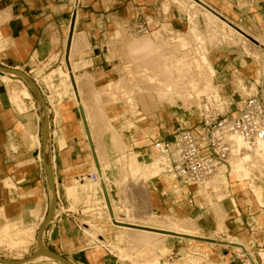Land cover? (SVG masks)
I'll list each match as a JSON object with an SVG mask.
<instances>
[{
  "label": "bare ground",
  "instance_id": "bare-ground-1",
  "mask_svg": "<svg viewBox=\"0 0 264 264\" xmlns=\"http://www.w3.org/2000/svg\"><path fill=\"white\" fill-rule=\"evenodd\" d=\"M171 4H175L179 9L188 12L191 3H187L185 0H169L167 2H163V9L167 11ZM220 12L224 13L221 10ZM189 13L191 16L192 15L196 16V18L190 20V24L192 25V28L189 32L183 33V35L192 41L194 47L188 48L187 50L183 51L181 49V44L179 42H176L175 44L172 45L169 44L165 39V37L163 36L162 32L168 31L171 33H176L175 32L176 30L169 22H163L161 27L155 29L157 31L153 32L152 35L147 34L140 38L133 37L128 43L124 45L125 46L124 49L126 53L131 58V59L129 58L130 61L133 60L132 68H134L133 70H135L134 73H136V77H137L135 83L133 84L130 83L129 80H127L126 78H121L122 81L120 83L121 84L120 87L126 90L125 93L120 90V87L119 88L116 87L114 93L111 96L103 97L99 90L92 89L91 99L92 101H94L93 105L96 106H95V111L94 109L93 111H91L92 113L90 112L91 108L90 110H88L87 108V116L89 119L92 136L96 144L97 154L100 156L99 158L103 163L102 158L106 160L108 157H110V150H112L115 153L116 157H118L121 160H124L127 163L128 170L131 172L132 175H135V178L137 180L144 179V182L145 180L150 181L153 178L162 175V171H163L161 165V159L159 155L155 157L152 156L151 162L148 164H143L142 161H139L138 166L140 168L138 169L136 167L133 168L130 165L129 159L131 160V157L129 156V154L124 153V150L128 151L130 148H128L129 147L128 143L125 142V138H123L122 133H124L128 127H131L130 124L133 121H131L130 118H137L138 116L140 118L142 115H144L141 111L142 101L139 94L144 93L146 100H148L150 104L159 103L161 106L164 107L165 105H167L169 108H179L180 106H183L188 111H190L189 109L193 105H197V107L202 108L201 102L203 100L202 101L200 100L202 96H204L203 99L207 102L206 103L207 105L204 103L203 105L204 107H210V105L214 106L215 105L214 99L217 96H219L220 88L216 84V78L218 72L213 64V58L223 51L224 45H227L229 47L240 45L243 52L245 53V57H249L251 58V60H264V54L261 49V47L264 46V35L252 36L251 34H249L247 29L242 25L236 22H235L236 25H232L223 18H221L220 16L208 10L195 9L193 11H190ZM199 16L202 17L203 21L199 19ZM2 18L3 15L2 13H0V23L2 22L1 21ZM122 31L123 30H120V32ZM125 32H127V30ZM125 32H122V35L125 36L124 34ZM129 34L133 35L131 33ZM73 37L76 40L77 35L76 37L75 35ZM81 37L83 38V36ZM117 38L121 39L119 38V36ZM73 44H75V42H73ZM76 45L77 44H75L74 47ZM109 45H111V43ZM209 46L213 47V51H210ZM64 66L68 67L67 65ZM14 69H20V68H14ZM67 69L69 74V68ZM249 70H251V68H249ZM258 74L260 76L261 71H257V76ZM0 75H1L0 78L5 83H9L11 81L9 75H15V73L13 72V70L11 71L4 70L3 72H0ZM19 78H20V82L23 83L24 87L20 91V94L18 92L19 99L16 98L18 102L16 104H17V108H19V110L23 112L24 111L23 98H31V97L29 96V92L27 90V86L29 84L25 81V79L21 77ZM80 80H82L84 83H89V80L86 77L85 78L81 77ZM233 84L235 88L241 91L245 89L243 79L237 76V74L233 75ZM109 85L112 87V84ZM106 86L107 85H105V87ZM136 88L140 92L138 91L136 92ZM66 89H67L66 91L68 92V88ZM82 90H83L82 87L79 86L80 93H82ZM15 92L17 91L15 90ZM105 97L108 98L106 99ZM10 99L12 100V98ZM81 101H84L83 98L81 99ZM89 101L86 102L84 101L86 106L84 105L83 106L84 107L89 106V103H87ZM119 102H124L126 106L125 111L116 114V122L122 119L120 125L122 131H119L117 124L115 126L112 117L109 116L107 112L108 104L110 103L117 104ZM145 110H147V108ZM56 113L58 117L59 112ZM139 118L137 120H139ZM42 120L46 125L45 136H46V144L48 145V142H50L49 139L50 133L48 131V118L45 112H43ZM83 133H84L83 135L88 138V135L86 134L84 129H83ZM53 134L55 136V139L56 137L59 138V135H61L60 132L58 131L53 132ZM106 135L109 136L108 138L109 143L106 141L105 138ZM30 137L32 140L31 141L32 145L34 147H39L40 140L38 134H33L31 132ZM231 142H232V152L229 158V165L226 168V172L229 173V176H227V174L223 172L220 176L216 178H212L209 181H207L204 185L197 187V191H196L197 192L196 194H199L201 196L202 204L205 205V212L207 213L209 208H211L212 217L215 219V221H218V224L215 223V227H217L218 229H224V227H222L223 220L221 221L223 214V213L221 214L222 212L221 210H223L224 214L225 212H227V209L225 208L226 206L224 205L225 200L228 199L230 203H233L235 205V209H234L232 208V204H231V212L233 215L237 212L241 213L240 207H238L235 197L229 198L231 196L230 194L231 190L241 191L243 195V199H241V201L242 203L244 202L247 206H249V208H252L254 205L257 206L264 205V181L263 184H259L257 182L258 180L264 178V140L260 141L253 147H249L239 137H233ZM49 148L50 146L48 148L46 147V149ZM50 159L51 158L49 157V160ZM55 166L56 163L49 164V171L54 169ZM125 176H126V172H125ZM52 177H53L52 183H54L56 181V177L55 176ZM230 177L233 178L234 181H239L240 183L239 184L235 183L231 185ZM85 180H87V183H92L87 178H85ZM85 180L77 178L75 179V182L73 184L66 185L64 189L65 193L67 194L66 197L75 200L76 195L79 192L78 191L79 187L84 186L83 182H85ZM166 181H167L165 182L166 187H164V190L162 189L163 194L165 195L168 194L167 189H170L176 193L181 192V190L188 191L187 188L184 189L179 188L177 186L172 185L170 181L168 180ZM56 183L55 185H57ZM7 185L9 189L16 188V185L11 181H8ZM152 186L157 188L156 184L153 185L152 183ZM112 189H114L112 191H115L114 186L112 187ZM56 192H57V188L55 190V196H56ZM49 197L50 199H52V197H54V193L52 194L49 193ZM102 197L103 200H100L98 203L92 201L89 205V209L83 210L85 213L90 215L89 217L84 216L85 218L82 220V229H83L82 234L87 235L88 236L87 238L89 237L92 238L91 239L92 241L90 243L91 246L98 242H102L106 247L108 245L111 252L112 253L115 252L116 256L120 260L123 261L130 260L134 264H161V256L168 252L169 247L165 244L164 239H160L159 236H162V238L174 237L179 239H185L188 237H199V236L209 237V235L196 234L197 231H195V234L189 233L190 221L194 220L195 222L196 219L199 218L200 216L196 217V219H191V217L185 215L181 216L182 214L179 215L175 212L172 205L170 207L171 209L170 211L173 212L172 216L164 215L165 217H163L161 214H159V212L152 210L151 214L146 216L147 221H144V220H137L135 217L131 216V214L123 215V217L118 215L117 213L118 211L116 210L117 209L116 206L118 207L117 205L118 203L115 198V192L113 193L107 192L106 194L103 193ZM75 202L76 200L73 203H71L72 207H68L70 211L73 210V206H74L73 204ZM47 207L49 211V208L51 207V203L50 205H47ZM54 207L52 208L53 209L52 217L49 219L48 222V224L50 223L51 225V228L49 230L51 234L54 230L53 220L56 216L60 214V212H62V209H54ZM36 210L37 208L31 209V216L33 217L35 216ZM0 212L1 214L4 213L2 209L0 210ZM224 216L226 217V215ZM105 219H107L106 221L109 222L112 221L114 227H116L115 219L119 220L120 223L117 224L118 226H117V230H115L116 233L114 234V237L111 236V238L109 239L106 238L107 244L105 240L104 241L102 240L101 236L109 235L108 229L105 226L97 224L98 222ZM237 220L240 222L243 221L241 217L238 218ZM46 221H47V215H44L43 217H41V220L38 223L32 225L31 224L28 225L26 224V222L24 224H21V222L17 224L6 223L3 226H0V237L3 238L4 236L7 235L11 237H15V239L17 240L16 243L18 247L21 246L20 248H23V246H25L26 244L27 246L25 247H28L29 243L31 244V242L33 241L36 242L37 233L39 236L42 232L43 234L45 233V230L42 229L41 227L44 225ZM149 222H152V224L154 223L156 226L149 225L148 224ZM197 225L196 226L191 225V226H195L197 228ZM195 227H190L191 232L194 229H196ZM174 228L184 231H188L187 229H189V231L188 233L187 232L183 233L180 232V230L175 231ZM140 229H152L153 231L140 230ZM35 231H37L36 234ZM155 231L160 233H157ZM205 232H213V230H208V231L205 230ZM94 233H98L99 235H96ZM123 243H127L130 246L129 249V246L125 244V246L126 245L128 246L127 251L131 249L135 250V255L131 254L132 252L131 253L126 252L125 248L122 247L124 246ZM36 244L38 246V241ZM40 244L47 247L46 244L44 243V238L41 240ZM38 256L39 258L42 257L43 260H45V262H42L41 264H47V263L62 264L61 262L50 257L49 255L41 254ZM138 258H142V259L137 260ZM22 259H23V255H22ZM133 259H136L135 262L133 261ZM201 261H202V257L196 256L193 260L185 261L182 263L177 262L175 264H200ZM209 264H217V263L210 261Z\"/></svg>",
  "mask_w": 264,
  "mask_h": 264
},
{
  "label": "crops",
  "instance_id": "crops-1",
  "mask_svg": "<svg viewBox=\"0 0 264 264\" xmlns=\"http://www.w3.org/2000/svg\"><path fill=\"white\" fill-rule=\"evenodd\" d=\"M73 1L0 0V13L3 16L8 14V17L0 23V32L2 34L0 37V58L3 62L8 67L25 70L32 66L33 56H36V62H40L50 58L53 53L58 54V58L55 61L57 62L69 56L70 41L74 34L83 32L87 36L89 46L82 48L77 58L85 59L89 62L86 70L93 76L94 83L100 86L116 80V61L111 63L106 52L107 40L109 35L114 33L116 24L114 22L108 23L106 15L114 17L118 15L124 19H132L135 5L144 7L152 14L160 15L159 4L162 0H80L77 7H73ZM210 1L221 9L220 5L213 0ZM58 71L61 75L65 74L63 70ZM65 81L68 80L65 79L63 83ZM5 90L6 86L0 80V210L3 208L5 215L9 219L21 216L19 221L7 222L17 224L27 219V211L32 209V205L36 206L40 203L41 210L45 208V205H48L51 184L45 162V145L47 144L46 136L45 141L43 138L44 122L43 120H37L34 126L40 137L39 140L41 139L42 141V147L41 141L39 147H34L32 143L28 147L22 135L27 132L30 136V129L26 126V123L19 121L11 113L8 108L9 104L5 96ZM43 101L45 109H48V115L47 113L46 115L49 130H52L54 120L50 115L51 111L48 101L44 98ZM37 105L38 109H33L36 115L41 114L38 102ZM79 112L78 107L69 99L66 101V107L62 109L64 118L61 121L60 129H62V132L60 130L61 135H59L58 143L65 149L60 150L57 146V167L55 166L53 169V174L58 182L56 183V188L60 192L65 182L86 174L92 168L94 161L96 165L99 164L97 157L91 152L92 143L82 135L81 123L79 122L81 114ZM107 112L116 126V103L108 104ZM178 120L180 119H176L173 122L171 131L163 132L157 136H169L174 131ZM139 122L135 121L136 124ZM163 124L167 126L165 122ZM163 124H160V126H164ZM136 128L137 126L133 127V132L125 133V139L132 150L136 148V145L132 143L142 136H140L141 130ZM145 135L146 137L148 136L147 133ZM24 138H26L25 135ZM105 138L109 143V136L106 135ZM54 141L58 144L57 140ZM110 155L113 169L109 171V175L115 178L118 175L116 172V155L112 150H110ZM40 158H43V160ZM26 161H29V163L21 165ZM7 178H10L16 185L15 189H9L7 182L10 180L5 181V185L3 184ZM159 180L161 181L158 184H165L162 179ZM169 190L167 189V193H169ZM155 192L157 193V191ZM188 192L193 195V197L191 195L188 197L191 201L172 195L176 198V203L172 205L173 209L177 214H182L183 216L194 215L195 217L200 215L198 223L204 230L208 231L209 226L214 224V218H208V213L198 208L199 203L196 202V199L195 201L193 200L196 195H194L191 188H188ZM30 196L35 199L34 203L33 201L21 203L22 198L27 199ZM100 200H103V197L97 190V192L93 191L90 193L85 203L89 209L92 201L98 203ZM188 204H192V208H189ZM163 207L167 212H170V207ZM153 210L158 212L157 207ZM230 210L231 207H229L228 211ZM1 215L0 212V224L4 222ZM242 216V212L240 216L236 215V213L231 215L227 220V228L231 233L237 234L247 241L249 233L246 222L244 219L241 222L237 220V218H242ZM73 217L54 218L53 234H49L48 238H44L46 246L76 264H98L100 262L102 264H112L106 258L107 256L98 251L97 248L85 247V243L79 235L80 231L74 223L76 217L74 215ZM33 224H36V222ZM3 225L1 224L0 226ZM47 227L50 230L51 225ZM215 258L217 259V256ZM225 264L235 263L227 260Z\"/></svg>",
  "mask_w": 264,
  "mask_h": 264
},
{
  "label": "rangeland",
  "instance_id": "rangeland-1",
  "mask_svg": "<svg viewBox=\"0 0 264 264\" xmlns=\"http://www.w3.org/2000/svg\"><path fill=\"white\" fill-rule=\"evenodd\" d=\"M213 1L216 4L220 5L221 11H223L226 14H229L233 19H235L237 21V23H239L240 25L245 27L247 29V31L249 32V34H251L252 36L264 35V10L263 9H258L257 7L253 6V4L250 3L248 0H213ZM234 7H237L238 9L246 10V12H250L249 18H247L246 21L244 20L242 23H240L239 20L242 18L241 12ZM7 17L8 16H5V17L3 16L1 21L3 22ZM116 21L119 24V28L116 29V33H115L116 35L115 34L109 35V38L107 40L108 46L106 48L108 60L111 61V63L116 61V80L109 81V82H107L103 85H100V86H97L94 83V78H92L93 76L90 75L88 73V71L86 70L89 62L85 59H78L77 58V55L80 52V50L82 49V47L84 48L86 46H89V41L87 39V36L83 32L78 33L79 35L83 36V38L81 36H79L77 33H75L74 35H75V37L77 35L78 39L76 37V40H75V38L72 37V39L70 41V45H72L73 42H75V44H77V45L75 47H74L75 44L72 45L68 57H64L63 59H60L57 62H55L56 59L58 58V54L53 53L51 55V57L46 59L45 61L36 62V56H33L32 57V61H33L32 66L23 70L25 73H27L33 79L34 83L37 86L40 84L42 86V88L44 89L45 95L42 94V97L48 101L49 108L51 111L50 115H51V118L54 120L52 130H49V123H48V131L50 133V138H49L50 141H51L52 137L54 136L53 132H55V131L60 132V130L62 132V129H60L61 121L64 118L62 115V109L66 107V101L69 99L70 101L74 102V104L78 107V109L80 111L79 113L81 114V116L79 119L81 121L79 120V122L80 123L82 122L81 123L82 135L84 134L83 133V129H84L86 134L88 135V138L85 137L84 135H83V137L87 138L89 140V142L92 143L91 152H93L98 159L99 164L96 165V163L94 161L92 168L93 169H97V168L100 169V175H102L101 179L102 178H104V179H102L100 183H97L95 185H92L91 183H87V180L84 179L85 180V182H83L84 186L79 187V190H78L79 192L77 191L78 193H77L76 199H75L76 202L73 204L74 205L73 210H72L73 213H71V215H74L78 221H82L85 218L84 216L89 217L90 214H87L83 211L85 209H88L85 201L87 200V197L90 195V193H92L93 191L97 192V190L101 194H103V193L106 194L107 192H109V193L115 192V198H116V195H119L121 197V203L120 204L116 200L118 203L117 204L118 207L116 206V208H117L116 210L118 211L117 212L118 215L123 217L122 215H128V214L130 215L131 214V216L135 217L137 220L147 221L146 216L151 214V211H152L151 208H153V207H155V208L157 207L159 214H161L163 217L168 216V215L172 216L173 212L172 211L167 212L163 206L171 207V205L176 203L175 202L176 198H174L172 196L173 195L172 190H169V193L166 195L163 194L162 189L164 190V187H166V184L162 185L161 183H159V185H158V182H160L161 180L152 179L150 181L145 180V182H144V179L137 180L135 178V175H132L131 172L128 170L127 163L124 160L119 159L118 157H116V167H117L116 172L118 173V175L115 178H112L109 175V171L113 169V164L111 162V159H112L111 155L106 160L102 158V160H103V163H102L101 159L99 158L100 156L97 154V151H96V144H95V141H94L93 136H92V132L90 129V123H89V119L87 116V108H88V110H90V108H91V110H90V112H91V111H93V109L95 111V106H96V105L95 106L93 105L94 101H92V99H91L92 98L91 97L92 89L99 90L101 95L104 97V96H111L114 93V90L116 89V87L119 88L121 86V84H120L122 81L121 78H126L132 84L135 83V80L137 79V77H136V73H134V71H135V70H133L134 68H132L133 67V60L130 61L131 58L126 53V51L124 49L125 48L124 45L126 43H128L131 40V38H133V37H135V38L139 37L140 38V37H143L147 34L152 35L153 32L157 31V30H153L152 32H148V33H144V34L137 33V35H130L129 33L125 32L126 30L124 27L123 20H121L119 17L116 16ZM122 28H124V29H122ZM178 28L180 30L178 31L175 29L176 33H172L171 34L172 36H169L166 34L168 31H163V32L161 31V32L169 44L172 45V44H175L176 42H179L181 44V49L183 51L187 50L188 48L194 47V44L192 43V41L183 35V33H187L191 30L192 25L191 24L189 26L188 25H179ZM120 30H123L122 32H125L124 33L125 36L122 35V32H120ZM139 34H141V35H139ZM1 35L2 34L0 32V37H1ZM118 36L121 39H118L117 38ZM79 37H81V38H79ZM118 40L121 42H119ZM110 43H111V45H109ZM76 48H77V50H76ZM209 48H210V51H213V47L209 46ZM261 49H262L263 54H264V46H262ZM49 59L51 60L50 62H49ZM258 61H259V63H258ZM213 64H214V66L218 72L217 78H216V84L219 86V88L222 91L221 94L224 96L230 95L231 91L233 89H235V86L233 84V75L234 74H237V76H239L241 79H243V82L245 81L244 85L250 86L252 83H254V85H255L256 84L254 82L255 80H256V82H262L263 81V83H264V60H251V58L245 57V53L243 52L240 45L233 46V47L223 46V51L220 54H218L216 57L213 58ZM64 65H67L68 67H66ZM67 68H69V74H68ZM249 68H251V70H249ZM55 69H57V70L55 72H53ZM58 70H63L65 72V74L64 75L59 74ZM257 71H261L260 76H259V74L257 76ZM9 77L11 78V81L9 83H5L0 78V80L6 86L5 96H6V99L8 101V104H9L8 108L10 109L11 113H13L15 118H17L19 121L24 122V124L26 123V126L29 127L30 132H32L33 134H37V132L35 131V127H34L35 123L37 120L42 121L43 112L47 113V115H48V109L47 108L45 109V106L42 105V103L40 101H37L35 99V97L32 93L31 85H30V83L27 82L29 84L27 86V90H28L29 96L31 98H23V102H24L23 103V105H24L23 110L24 111L21 112L19 110V108H17L16 103H18V102H17L16 98H18V92L20 94V91L23 89L24 85L22 82H20V78L16 74L15 75H9ZM81 77H84V78L86 77L89 80V83H84L82 80H80ZM65 79H67V80L69 79V80L65 81V84H63V81ZM92 81H93V83H92ZM109 84H112V87ZM105 85H107V86L105 87ZM79 86L82 87V89H83L82 93L83 94L79 92ZM66 88H68V92L66 91L67 90ZM15 90L17 92H15ZM87 90H89V91H87ZM120 90L124 93L126 92V90H124L122 87H120ZM137 91L140 92L136 88V92ZM139 95H140V98L142 101L141 111L144 115H142L140 118H139V116L137 118H130V120L133 121L130 124L131 127H128L126 129V131L124 133H122L123 138H125V133L132 131L133 127L137 126L136 129L139 128V130H141L140 136L141 135L142 136L139 137V139H137V141H134L132 143V144L136 145L135 146L136 148L134 150H132L131 146L128 144V146H129L128 148H130V149L128 151L124 150V153L129 154V156L131 157V160L129 159L130 165L133 168L136 167L138 169L140 168L138 166L139 161H142L143 164H148L151 162L152 156H154V157L157 156L156 151L151 147V141L153 139H155V137L157 135L162 134L163 132L167 133V132L171 131L172 126L174 124L173 122L176 119H184V121L188 125H193L194 123H196L199 120V116H198L199 111L198 110L203 109L204 103L205 104L207 103L203 99L204 96H202V98L200 99L201 101L203 100L201 102L202 108L197 107V105H193L190 107V109H189L190 111H188L183 106H180L179 108H169L167 105H165L163 107L159 103L150 104L149 101L146 100L144 93H141ZM29 96H26V97H29ZM219 96H220V94H219ZM219 96H217L214 99V103H215L214 106H217L218 104H220L219 103L220 101L218 99ZM10 98H12V100ZM82 98L85 102L89 101L91 99L89 102H87V103H89V106L84 107L86 105H85L84 101H81ZM105 98L107 99L108 97H105ZM36 101L39 103V106L41 109V114H37V116L34 113L35 111L33 110L34 108L38 109V105H37ZM26 105H27V107H26ZM146 108H147V110H145ZM125 110H126V106H125L124 102H119L116 104V114L123 112ZM56 112H59L58 117H57ZM138 118H139V120H137ZM135 121H140V122L136 124ZM121 122H122V119H120L116 122L117 127L119 125H121ZM164 122L166 123L167 126H165V124H163ZM160 124H163L164 126H160ZM58 125H59V127H58ZM82 126H83V128H82ZM118 129H119V131H122V128L120 126L118 127ZM146 133L148 134L147 137L145 135ZM24 135L26 138H24ZM24 135H22L23 139L29 147V145L31 144V141H32L31 137L29 136V134L27 132L24 133ZM54 140H57V143H58L59 138L56 137V139H55V136H54ZM40 141H41V139H40ZM125 142H128V141H126V139H125ZM48 145L50 146V142H48ZM48 145L47 146L45 145V162H46L47 167L49 168V164L56 163V161H54L52 154H50V150H49L50 148L46 149V147L47 148L49 147ZM56 146H58V148L60 150L65 149V147H61L59 143L56 144ZM41 147H42V141H41ZM49 157L51 158L50 160H49ZM40 159L43 160V158H40ZM28 163H29V161H26V162L22 163L21 165L28 164ZM53 171H54L53 169L49 171V172H52V173H49V174H52V175H50V179H49L51 183H52V178H53L52 176H54ZM125 172H126V176H125ZM78 177H74L72 180L65 182V185L63 186V188H61V194L63 195L64 199H66V202H64V206L66 209L68 207H72L71 203H73L75 200L72 198L66 197L67 194L65 193V190H64L65 186L73 184L75 182V179H77ZM7 180H10L11 182H13L10 178H7L3 182L4 185H5V181H7ZM121 181H123V182H121ZM263 181H264V178L258 180L257 182L259 184H263ZM56 182H57V179L53 184H55ZM230 182H231V185H233L235 183L236 184L240 183L239 181H234V179L231 177H230ZM119 183H120V185H119ZM152 183H153V185L154 184L157 185L156 186L157 188L155 190V191H157V193L153 190ZM112 184L115 185V187H114L115 191H112V190H114V189H112V187H113ZM141 186L144 187L143 193L145 194V196L142 199L141 204L138 203L139 206L133 205L129 201L130 195L128 194L127 191H126L127 193L124 192L123 188L124 187H125V189L129 188L133 192L134 188H139ZM190 188L193 191L194 195H196V197L193 198V200L195 201V199H196V202L199 203L198 208L202 209V211L204 212L205 211V205L202 204V202H201V196L199 194H196L197 193L196 192L197 186L194 185V186H191ZM50 193L51 194L53 193L52 188H51ZM230 194H231V196L229 198L235 197V199L237 201V205H238V207H240V210L243 214L241 219H244L246 221V219L249 217V215L251 213H255L258 211L259 208L257 205H254L252 208H249V206H247L244 202L242 203L241 199H243V195H242L241 191L231 190ZM187 200H189L188 197H187ZM27 201H33V203H34L35 199H33L32 196H30L27 199L22 198L21 203H24ZM50 203L52 205L53 197H52V199H50V197H49L48 205H50ZM230 204L231 203L229 202L228 199L224 201V205L226 206L225 208L227 209V212H225V214H224L223 210L220 209L222 211L221 214L223 213L222 219L221 218L220 219H221V221L223 220L222 221L223 223L222 222L221 223L224 225V226L222 225V227H224V228H227V220L230 218L231 215H233L231 210L228 211L229 207H231ZM54 206H53L54 209H57L56 204H54ZM188 206H189V208H192V204H188ZM31 208H37V210L35 212V216L34 217L31 216V209H29L27 211V219L20 221L21 224H24L25 222L28 225L29 224L32 225L35 222L38 223L41 220V217H43L44 215H48V207L46 205H45V208L43 210H41L40 203H38L36 206L32 205ZM2 210L4 212L3 208H2ZM77 212H78V214H77ZM207 213H208L207 217L212 218L211 208H209ZM85 214H87V215H85ZM256 214L258 215V213H256ZM224 215H226V217ZM1 216L3 217V221H4L1 224H5L7 222H16V221H19L21 219V216L15 217L13 219H9V218H7L5 213H3ZM30 216L33 218H31ZM181 216H183V215H181ZM198 216H200V215H197L195 217H194V215H191L189 217H191V219H196V217H198ZM257 218H259V215ZM198 219L199 218L196 219V221H195L196 223L194 222V220L190 221L191 224L189 223V225H190L189 226V229H190L189 233L195 234V231H197L196 234L209 235V236L212 235V232H205V230L199 225ZM106 220L107 219L102 220V221L98 222L97 224L105 226L108 229L109 235H103V236H105V238L109 239V238H111V236L114 237V234L116 233L115 230H117V228L113 227L110 224V222L106 221ZM197 223H198V225H197ZM214 223L218 224V221H215V219H214ZM148 224L152 225V226H156L154 223L152 224V222H149ZM191 225H195V226L197 225V228L195 226H191ZM190 227H195L196 229L193 228L194 230L191 232ZM53 229H54V227H53ZM189 229H187V230L189 231ZM45 230H48V232H46L44 234L42 232L40 234V236H39L40 242L43 238H48L49 234L50 235L53 234V232H52V234L49 232L48 227ZM140 230L151 231L152 229H140ZM174 230L178 231L180 229L174 228ZM188 231L180 230V232H183V233H186V232L188 233ZM155 232H157V231H155ZM36 233H37V231H35V234ZM157 233H160V232H157ZM94 234L99 235L98 233H94ZM79 235H80V238L83 239V241L85 243V247L86 248L90 247L91 246L90 243L92 241L91 240L92 238H90V237L87 238L88 236L83 235L81 231L79 232ZM36 237H37L36 242L33 241V242H31V244L29 243L28 247H25V246H27V244H26L25 246H23V248H20L21 246L18 247V245L16 243L17 240L15 239V237H11L9 235L4 236L3 238L0 237V259H2V260H0L1 261L0 263H2V264L3 263L4 264H11V263L12 264H19L18 262L26 261V264H38V263L41 264L42 262H45V260H43L42 257H40L41 258L40 259L39 256L30 258L35 252L39 251V248L36 244L38 241V233L36 234ZM159 238L164 239V242L166 244V240L168 238H166V237L162 238V236H159ZM106 244H107V241H106ZM123 244H124V246H122V247L125 248L126 252H129V253L132 252L131 254L135 255V250L131 249V250L127 251L128 250L127 248L129 245L127 243H123ZM125 244H127L128 246L127 245L125 246ZM107 247L109 248L108 245H107ZM97 249L101 253L105 254L107 256L106 258L109 259V261L112 264H116V258L113 257L112 255H109V253L105 249H103V248H97ZM129 249H130V246H129ZM109 250H110V248H109ZM113 254L116 255L115 252ZM22 255H23V259H22ZM139 259H142V258H138L137 260H139ZM135 260L136 259H133L134 262H135ZM72 262L75 263L74 261H72ZM47 264H49V263H47ZM57 264H60V263H57ZM98 264H102V263L100 262Z\"/></svg>",
  "mask_w": 264,
  "mask_h": 264
},
{
  "label": "built area",
  "instance_id": "built-area-1",
  "mask_svg": "<svg viewBox=\"0 0 264 264\" xmlns=\"http://www.w3.org/2000/svg\"><path fill=\"white\" fill-rule=\"evenodd\" d=\"M167 1L169 0L160 2V15L152 14L144 7L135 5L132 19L116 16L123 20L127 32L133 35L152 32L160 28L163 22H169L174 29L179 31V25L189 26L190 20L196 18V16H191L189 13L195 9L211 11L232 25L237 23L230 15L220 12L210 0H185L187 3H191L188 12L179 9L175 4H171L169 9L165 11L163 2ZM248 1L258 9L264 10V0ZM79 3L80 0H74L73 7L79 6ZM234 8L241 12L240 23L249 18L250 12L237 7ZM199 19L203 21L201 16H199ZM106 20L108 23L114 22L116 29L119 28L116 17L106 15ZM116 29L113 34L116 33ZM166 34L172 36L171 32ZM0 66L8 67L1 58ZM254 82L256 83L255 86L254 83L250 86L245 85V89L242 91L235 88L228 96L222 95L220 89V96L218 97L220 104L199 109V120L196 123L188 125L183 119H180L176 122L174 131L169 136L155 137L151 141V147L159 155L163 171L162 175L153 179H162L164 182L168 180L174 186L188 189L194 185L197 187L204 185L223 172L229 176L226 168L229 165L232 152V138L239 137L249 147H253L264 140V83L263 81L256 82V80ZM38 86L42 94L45 95L42 86L40 84ZM50 154L56 161L57 146L54 136L50 141ZM85 178L94 184L100 183L102 180L100 169L91 168L86 174L78 177L82 180ZM113 186L115 187V185ZM143 188V186L134 188L133 192L129 188L125 189L124 187L123 189L124 192L127 191L130 195L129 201L133 205L139 206L138 203L141 204L145 196ZM152 188L154 191L156 190L154 186ZM172 192L173 195L180 196L183 200H187V197L191 195L190 192L184 190L179 193ZM116 200L119 204L121 203L119 195H116ZM189 201H191L190 198ZM64 202H66V199L57 188L56 207L62 209V212L56 216L59 219L73 217L71 215L73 211L66 209ZM231 204L232 208L235 209V205ZM258 208V211L251 213L245 221L249 233L247 241L237 234L231 233L228 228L218 229L214 223L209 226V230H213L212 236L209 237L199 236L185 239L169 237L166 240L169 249L167 253L161 256V264L182 263L193 260L196 256L202 257L200 264H209L210 261L225 264L227 260L235 264H264V205H258ZM151 210L153 209L151 208ZM256 213H258L259 218H257ZM236 215L240 216L241 213L237 212ZM74 223L77 229L83 232L82 221L74 219ZM115 223L117 228V224H120L119 220L115 219ZM110 224L114 227L112 221H110ZM49 225L50 223L47 226ZM101 238L103 241L106 240L103 235ZM90 247L105 249L109 255L116 258V264H133L130 260H120L102 242ZM215 256H217V259Z\"/></svg>",
  "mask_w": 264,
  "mask_h": 264
},
{
  "label": "water",
  "instance_id": "water-1",
  "mask_svg": "<svg viewBox=\"0 0 264 264\" xmlns=\"http://www.w3.org/2000/svg\"><path fill=\"white\" fill-rule=\"evenodd\" d=\"M4 70H8V71L13 70V72L17 76L25 79L26 82L30 83L32 92L35 95L37 101H40L42 103V105H44V101H43V98H42V95H41V92H40L38 86L34 83L33 79L27 73H25L23 70H20V69H14L13 67L0 66V72H3ZM45 126L46 125L44 124V130H43L44 141H45V133H46ZM48 169L49 168L47 167V171H48V174H49L50 172H49ZM49 179H50V175H49ZM50 184H51L52 191L54 193L53 203L55 204V202H56V196H55L56 185L51 183V182H50ZM54 204H52L51 207L49 208L48 215H47V221L41 227L44 230H45V228L48 225L49 219L52 217V208H53ZM40 231H41V229H40ZM38 246L40 248L39 251L35 252L30 258L36 257V256L41 255V254H45V255H49L50 257L56 259L57 261L61 262L62 264H75L69 258H66L65 256L61 255L60 253L55 252V251L49 249L48 247H45L44 245H41L40 242H39V235H38ZM0 260H2V259H0ZM18 263L19 264H26V261H21V262H18Z\"/></svg>",
  "mask_w": 264,
  "mask_h": 264
}]
</instances>
